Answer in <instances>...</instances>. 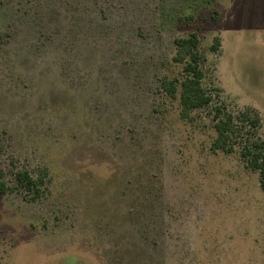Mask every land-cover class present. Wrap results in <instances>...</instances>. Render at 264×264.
<instances>
[{"label":"rangeland","instance_id":"374dc122","mask_svg":"<svg viewBox=\"0 0 264 264\" xmlns=\"http://www.w3.org/2000/svg\"><path fill=\"white\" fill-rule=\"evenodd\" d=\"M213 104L181 117L176 40ZM214 45H220L217 52ZM258 111L264 0H0V264H264V192L213 108Z\"/></svg>","mask_w":264,"mask_h":264},{"label":"trees","instance_id":"16d2710c","mask_svg":"<svg viewBox=\"0 0 264 264\" xmlns=\"http://www.w3.org/2000/svg\"><path fill=\"white\" fill-rule=\"evenodd\" d=\"M176 56L174 62L183 65L182 79L164 77L161 81L164 93L177 98L181 88L180 106L181 117L184 120L192 119V113L210 107L217 98L204 86L205 72L203 65L206 59L199 53L200 41L193 34L186 38L176 40ZM220 45H214L217 52ZM214 129L217 133L212 143L213 152L222 151L233 154L240 148V156L246 166L260 175V185L264 192V138L258 132L262 127V117L254 109L246 108L238 114L230 112L224 105L217 104L213 108ZM19 193L33 201L42 196V189L31 174L24 170L15 175L14 185L5 180V173L0 166V194Z\"/></svg>","mask_w":264,"mask_h":264}]
</instances>
